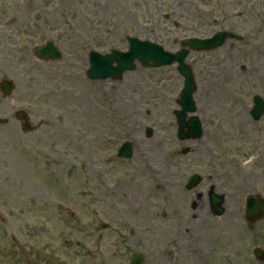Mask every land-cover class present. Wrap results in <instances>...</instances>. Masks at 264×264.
<instances>
[{
    "label": "rangeland",
    "instance_id": "rangeland-1",
    "mask_svg": "<svg viewBox=\"0 0 264 264\" xmlns=\"http://www.w3.org/2000/svg\"><path fill=\"white\" fill-rule=\"evenodd\" d=\"M42 5L43 42L55 41L64 57L11 68V109L24 110L31 128L23 133L13 120L12 134L0 144V264H128L134 251L147 257L145 264H169L166 248L175 251L171 264L199 258L200 264H264L254 255L256 247L264 249V217L249 227L244 215L248 194L264 198V115L258 122L250 115L253 96L264 98L259 21L251 20L246 42L190 52L193 115L203 136L181 142L174 112L184 80L176 65L137 63L121 80L91 81L85 49L124 51L127 37H138L178 50L186 38L210 35L214 19L222 21L207 0ZM125 141L133 146L130 160L116 156ZM194 173L204 182L192 191L214 185L226 192L233 216L222 215L209 230L203 225L198 259L187 258L185 243L165 234L175 187ZM201 209L198 221L209 220ZM228 220L234 237L221 228Z\"/></svg>",
    "mask_w": 264,
    "mask_h": 264
},
{
    "label": "flooded vegetation",
    "instance_id": "flooded-vegetation-1",
    "mask_svg": "<svg viewBox=\"0 0 264 264\" xmlns=\"http://www.w3.org/2000/svg\"><path fill=\"white\" fill-rule=\"evenodd\" d=\"M207 4H211L210 13L217 15L222 20L214 19L215 28L212 30L229 31L238 36H245L242 41H246V36L251 34V20L254 19L259 21L255 24V29L264 32V0H207ZM42 13V0L39 2L37 0H0V144L6 143V137L12 134L11 124L13 120L20 123L23 133L26 132L24 129L25 124L22 123L23 119L18 111L14 110L12 112L11 98L5 94L2 83L11 81V75L14 74L11 69L12 66L28 64L30 68H35L42 63L33 54V48L43 44V30H40L39 26L42 22ZM27 18L30 21L29 25L26 21ZM206 26L210 27L209 25ZM18 54L19 57H17ZM30 57L34 61L31 62ZM189 178L184 176L180 179L178 185L174 184L177 185L175 187V199H173L175 200V209L168 215L170 222L167 224L165 234L168 240L172 239L177 240L179 243H185L184 252L189 255H184L187 258L198 259V255L203 253L202 250L198 249L201 239L200 234L205 228L203 225L209 223V230L211 228L210 223L212 228H215V221L220 219L222 215L225 214L227 218L231 217V219L233 216L229 212L226 192H216L225 200L223 212L217 214L210 197L211 192H215V186H211L206 193H187L186 184ZM203 182L204 179L201 180L199 187ZM169 194H171V191ZM200 206H202L201 210L205 209L206 214H208L207 218H210L209 220L201 219L198 221L200 214L197 213V209ZM184 207L186 210L183 209ZM232 224L233 222L228 220L227 223L221 225V228H227L231 237H234L235 225L232 226ZM216 233L217 229H214L213 235ZM204 236L209 242L212 241L208 232H205ZM211 246H214L213 243ZM166 253L168 254L167 261L171 264L175 251L166 248ZM200 259L196 262L197 264H200Z\"/></svg>",
    "mask_w": 264,
    "mask_h": 264
},
{
    "label": "water",
    "instance_id": "water-1",
    "mask_svg": "<svg viewBox=\"0 0 264 264\" xmlns=\"http://www.w3.org/2000/svg\"><path fill=\"white\" fill-rule=\"evenodd\" d=\"M223 36V34H219L207 40L190 39L183 44L190 45L192 49L207 50L221 45L224 42ZM129 42V51L125 53L116 50H112L111 54L107 55L92 52L91 67L88 70V76L92 79H107L109 77L121 79L123 73L135 68L136 60H139L144 66L153 67L170 65L174 61H177L179 63L178 70L185 77V87L178 101L182 110L176 112L180 127L178 135L182 140L200 137L202 128L199 119L197 117H192L188 121H185L186 114L196 109L193 100V93L196 90L194 77L191 68L184 62L188 51H182L177 55H172L169 52H165L162 47L148 41H139L137 38H129ZM34 53L44 60L61 58V53L55 48L54 44L49 41L42 48L34 49ZM150 62H153V64L150 65ZM114 63H117V66H114ZM4 88L6 91H9V84H5ZM254 103L255 107L252 110V115L255 119H259L264 110V102L261 97L255 96ZM148 134H151V130H148ZM118 156L130 158L132 156L131 144L125 143L120 149ZM218 204L221 206L222 201H219ZM246 211L251 220L255 221L259 219L264 215V201H262L259 196H250L248 198ZM257 258H263V253L259 249L257 250ZM143 261L144 257L142 255L134 254L130 264H142Z\"/></svg>",
    "mask_w": 264,
    "mask_h": 264
},
{
    "label": "bare ground",
    "instance_id": "bare-ground-1",
    "mask_svg": "<svg viewBox=\"0 0 264 264\" xmlns=\"http://www.w3.org/2000/svg\"><path fill=\"white\" fill-rule=\"evenodd\" d=\"M131 128H132V127H131ZM128 131H129L130 133H132L134 130H133V128H132V129L128 128Z\"/></svg>",
    "mask_w": 264,
    "mask_h": 264
}]
</instances>
